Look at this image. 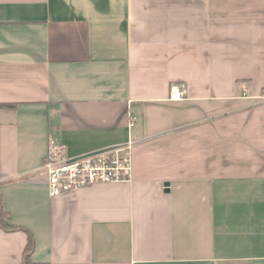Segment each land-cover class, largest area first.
I'll list each match as a JSON object with an SVG mask.
<instances>
[{"label":"crops","instance_id":"0c3cea01","mask_svg":"<svg viewBox=\"0 0 264 264\" xmlns=\"http://www.w3.org/2000/svg\"><path fill=\"white\" fill-rule=\"evenodd\" d=\"M50 139L131 179L51 197ZM0 264H264V0H0Z\"/></svg>","mask_w":264,"mask_h":264},{"label":"built area","instance_id":"2783aa9c","mask_svg":"<svg viewBox=\"0 0 264 264\" xmlns=\"http://www.w3.org/2000/svg\"><path fill=\"white\" fill-rule=\"evenodd\" d=\"M181 85H173L170 99L181 101L186 97ZM134 142L68 158L64 144L50 139L42 170L47 177L51 197L69 194L97 184L129 181L132 175Z\"/></svg>","mask_w":264,"mask_h":264},{"label":"trees","instance_id":"16d2710c","mask_svg":"<svg viewBox=\"0 0 264 264\" xmlns=\"http://www.w3.org/2000/svg\"><path fill=\"white\" fill-rule=\"evenodd\" d=\"M5 106H7V107H13L12 105H5ZM31 240H32V239H31V237H30V243L28 244V248L32 246V245H31Z\"/></svg>","mask_w":264,"mask_h":264},{"label":"water","instance_id":"95a60500","mask_svg":"<svg viewBox=\"0 0 264 264\" xmlns=\"http://www.w3.org/2000/svg\"><path fill=\"white\" fill-rule=\"evenodd\" d=\"M165 186H169V183H167Z\"/></svg>","mask_w":264,"mask_h":264}]
</instances>
